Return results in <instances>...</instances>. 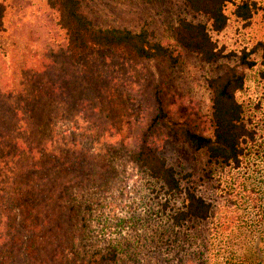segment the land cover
Masks as SVG:
<instances>
[{
	"label": "trees",
	"instance_id": "trees-1",
	"mask_svg": "<svg viewBox=\"0 0 264 264\" xmlns=\"http://www.w3.org/2000/svg\"><path fill=\"white\" fill-rule=\"evenodd\" d=\"M4 1L0 49L8 12ZM182 4L190 19L178 20L179 46L207 64L225 58L211 35L225 29L226 7L235 0ZM47 7L64 33L62 50L36 59L12 44L8 63L0 54V264H131L129 243L101 244L105 223L97 230L111 196L126 183L127 164L140 166L167 196L181 199L172 227L206 221L211 212L199 189L211 181L208 174L180 179L150 146L146 132L134 138L131 149L125 128L134 123L125 121L118 104L119 90L128 82L120 76L130 65L163 61L174 68L178 58L145 30L96 26L83 13L82 0H48ZM252 14L246 2L234 10L242 21ZM239 64L254 66L245 57ZM244 82L236 68L207 81L212 93L208 135L182 115L170 120L171 108L155 84L147 130L164 125L167 136L190 153L204 152L210 162L238 169L256 137L236 98Z\"/></svg>",
	"mask_w": 264,
	"mask_h": 264
},
{
	"label": "rangeland",
	"instance_id": "rangeland-1",
	"mask_svg": "<svg viewBox=\"0 0 264 264\" xmlns=\"http://www.w3.org/2000/svg\"><path fill=\"white\" fill-rule=\"evenodd\" d=\"M47 1H4L8 12L5 47L0 54L5 55L6 63L12 44L36 59L51 50H62L64 33ZM241 2L253 10L248 21L234 15ZM82 11L98 27L145 30L152 41L173 51L178 58L174 68L163 61L136 62L120 76L128 82L119 90L123 98H118V104L125 121L134 123L125 128L129 147L134 149V138L146 132L150 146L180 179L195 181L208 174L211 180L199 186L200 194L211 205L209 218L174 228L171 216L182 206L181 199L167 196L140 166L127 164L126 183L111 196L112 204L97 225L98 231L102 223L106 225L99 232L101 244L128 242L131 264H264V0H235L226 7L225 29L211 35L225 58L211 64L177 43L179 18L190 19L182 0H82ZM242 57L254 66H240ZM228 68L245 76L236 98L248 125L256 131L243 168H223L210 162L204 152L190 153L167 136L164 125L147 130L154 115L151 97L157 84L171 108L170 120L182 115L195 123L199 133L210 134L212 93L207 81Z\"/></svg>",
	"mask_w": 264,
	"mask_h": 264
}]
</instances>
